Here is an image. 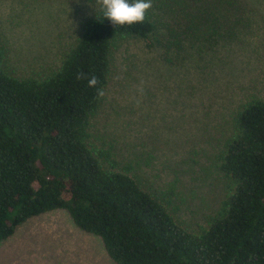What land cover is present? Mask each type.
Wrapping results in <instances>:
<instances>
[{"label": "trees", "instance_id": "obj_1", "mask_svg": "<svg viewBox=\"0 0 264 264\" xmlns=\"http://www.w3.org/2000/svg\"><path fill=\"white\" fill-rule=\"evenodd\" d=\"M234 4L152 0L143 23L124 26L100 22L95 4L59 66L40 79L9 75L0 47V243L28 219L62 211L100 241L112 264H264V96L235 114L217 158L226 195L192 232L127 167L88 143V122L101 98L87 80L76 79L78 72L95 75L104 89L114 38H155L162 29L155 40L179 49L186 38L216 34Z\"/></svg>", "mask_w": 264, "mask_h": 264}, {"label": "rangeland", "instance_id": "obj_2", "mask_svg": "<svg viewBox=\"0 0 264 264\" xmlns=\"http://www.w3.org/2000/svg\"><path fill=\"white\" fill-rule=\"evenodd\" d=\"M234 1L216 34L186 38L179 49L155 40L162 29L155 38H114L105 94L87 127L88 143L118 168L127 167L192 232L226 195L217 158L235 114L264 96V0ZM95 4L0 0L3 69L34 79L54 71ZM0 264L112 262L96 237L78 231L64 212L51 211L0 243Z\"/></svg>", "mask_w": 264, "mask_h": 264}, {"label": "clouds", "instance_id": "obj_3", "mask_svg": "<svg viewBox=\"0 0 264 264\" xmlns=\"http://www.w3.org/2000/svg\"><path fill=\"white\" fill-rule=\"evenodd\" d=\"M96 4L100 7L102 17L97 15V19L103 22L108 19L115 26L132 25L135 23H143L146 13L152 8V0H96ZM77 80H87L88 87L96 89V99L104 96V89L97 87L99 80L95 75L88 76L84 72L76 74ZM142 92V88L140 89Z\"/></svg>", "mask_w": 264, "mask_h": 264}]
</instances>
